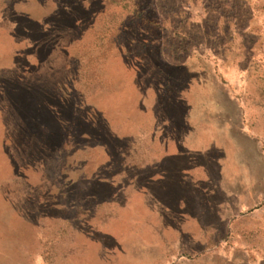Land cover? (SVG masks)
<instances>
[{"label": "crops", "instance_id": "0c3cea01", "mask_svg": "<svg viewBox=\"0 0 264 264\" xmlns=\"http://www.w3.org/2000/svg\"><path fill=\"white\" fill-rule=\"evenodd\" d=\"M31 1L42 7L55 0ZM77 1L89 8L87 20L72 25L61 52L67 62L47 69L42 79L53 82L56 73L73 82L111 142L90 132L89 145L73 152L72 178L64 172L46 185L42 166L40 176L26 175V200L55 211L60 232L72 212L85 239L136 248L127 264H250L249 255L238 253L264 252V14L216 16L209 39H232V48L208 40L199 57L192 50L180 62L169 60L172 68L184 69L180 82H154L125 67V59L149 52L160 58L165 30L174 39L167 53L175 56L176 39L190 38L178 32L176 21L190 23L191 17L174 12L172 27L156 17L147 23L157 36L141 27L134 34V21L145 17L115 15L123 10L112 8L140 0ZM151 3L179 5H146ZM21 51L5 57H21ZM34 58L25 60L32 64ZM88 123L96 128L95 120ZM39 215L36 225L47 229L46 213ZM56 246L64 251L63 233ZM225 246L233 247V255L209 254ZM38 256L44 262L43 254L34 262ZM110 256L107 263L121 262L118 254Z\"/></svg>", "mask_w": 264, "mask_h": 264}, {"label": "rangeland", "instance_id": "374dc122", "mask_svg": "<svg viewBox=\"0 0 264 264\" xmlns=\"http://www.w3.org/2000/svg\"><path fill=\"white\" fill-rule=\"evenodd\" d=\"M77 2L55 0L37 7L33 6L36 1L31 0H0V264H112L106 262L111 260V253L120 256L121 262L117 264H127V256L136 250L130 246H113L104 239H85L70 212L66 213L65 230L61 232L65 243L63 251L55 244L58 229L60 238L56 212L39 208L35 201L25 197V176H40L41 166L48 176V179L43 177L46 185L56 183L59 174L64 172L72 178L74 151L69 149L61 154L51 151L61 145L68 130L81 133L77 142H89L90 132L97 141L111 142L106 136L105 125L96 119L94 110L87 103L79 105V96L73 92V82H63L64 77L56 73L52 76L53 82L46 79L50 74L47 69L57 70L58 66L67 62L61 52L69 42L73 23L79 19L81 22L87 20L89 8L79 6ZM146 3L147 0H140L136 6L114 7L112 10H123L115 15L145 17L144 20L134 21V34L139 33L136 27H141L157 36L158 30L147 22L157 17L165 20L166 25L175 26L169 22L173 21L174 12L193 20L190 18L188 23L178 17V32L190 38L176 39L178 53L175 56L167 53L174 39L170 37L169 30H165L160 37H165L163 49L166 53L160 58L149 52L132 61L125 59V67L154 82L167 79L180 82L184 78V69L179 66L172 68L168 65L169 60L175 58L180 62L188 57L184 52L192 50L196 53L192 57H199L204 52L205 42L210 40L209 36L214 35L216 16H245L253 10L264 14V0H178L177 7L154 6L152 3L147 6ZM242 23L241 26L246 24ZM210 41H223L224 45L232 48V39L229 38H213ZM26 42L30 45L24 48L21 44ZM19 49L23 51L21 57H5ZM32 55L35 58L29 64L26 60ZM138 60L145 61L143 66L138 65ZM42 73L46 74L45 79H42ZM119 75L116 79L114 73L113 79L118 80ZM92 119L97 122L96 128L88 123ZM68 190L71 195L72 187ZM42 211L46 213L43 218L50 227L40 230L36 223L42 217L39 215ZM259 235L264 237L262 233ZM242 237L247 238V234ZM232 250L230 246L213 248L209 254L233 255ZM41 254L44 262L39 256L34 262V256ZM238 254L249 255L250 264H264V252L260 248H248Z\"/></svg>", "mask_w": 264, "mask_h": 264}, {"label": "trees", "instance_id": "16d2710c", "mask_svg": "<svg viewBox=\"0 0 264 264\" xmlns=\"http://www.w3.org/2000/svg\"><path fill=\"white\" fill-rule=\"evenodd\" d=\"M73 92L78 94L79 99H80L78 103H79V105H82L83 104V98L81 95L82 92H80L79 90H76V89H73ZM67 133H68L67 136L62 140L61 145L59 147H55V148L49 147V148H52L51 151H55V152H58L59 154H61L60 152H63L65 150L70 149V150L74 151L76 148L88 146L90 143V142H77L76 139L79 137V134L77 132H71L70 130H68ZM46 134H47V136H49V132H47ZM44 146L47 147L45 144H44ZM48 227H50V224ZM58 231L56 233L58 236L57 239H60L61 238V232H60V238H59V232ZM55 244H57V240L55 241Z\"/></svg>", "mask_w": 264, "mask_h": 264}]
</instances>
